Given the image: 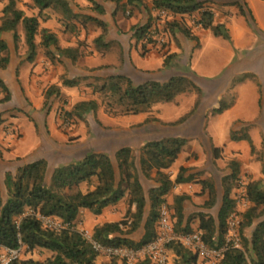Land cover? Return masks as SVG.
Masks as SVG:
<instances>
[{
  "label": "crops",
  "instance_id": "obj_1",
  "mask_svg": "<svg viewBox=\"0 0 264 264\" xmlns=\"http://www.w3.org/2000/svg\"><path fill=\"white\" fill-rule=\"evenodd\" d=\"M69 1L76 13L96 17L107 24V32L104 34L102 27L96 22L84 19L80 22L76 19L74 22L77 28L71 32L67 30L64 24L65 20H62L63 16L58 12V19L51 12L47 15L46 20L39 18V32L44 28L49 29L57 35L61 49H76L78 51L76 61L63 54L55 45L49 48L40 45L41 33L36 37L39 45L37 56L30 61L22 25L18 28L20 39L17 43L13 38V32L2 34L9 45V50L7 53H1L0 57L8 54L10 62L7 67H0V77L10 89L11 100L0 103V114L3 118V122L0 124V182H3L6 172H15L19 167L30 162L42 158L49 162V156L52 154L48 150L49 146L59 151L60 144L68 139L67 134L60 128L59 109L70 111L71 105H76L80 101L98 100L93 89L90 90L84 86V79L77 86H66L63 84L65 77L79 79L92 75L95 79L124 73L136 82L147 79L166 81L176 75L177 68L172 63L165 66V59L169 55H178L180 62L184 61V58H189L191 72L197 73L198 78H201L199 80L207 81L228 72H232L229 76L236 78L238 75L244 74V68L241 65L247 55L245 53L250 51L249 59H253L251 66L257 65L259 62L262 65L264 61V47L260 46L261 38L250 27L236 5L221 2H211L210 4L215 12V22L226 25L231 40L216 36L209 29L193 26V32L199 41L192 40L182 32H178L169 38V43L164 47L147 44L144 47L142 40L138 41L133 36V27L150 22L157 16V9L153 5L154 0H137L135 3H127L128 0H122L120 5L113 0H96L104 9L103 13H99L89 0ZM246 1L255 15L258 28L264 33V14L262 16L258 12V4L264 3V0ZM6 4L7 1L0 0V25ZM18 7L24 10L26 15H39V8L35 6L33 0H18ZM29 8L33 9L29 10ZM220 9L226 13H219ZM47 10L52 9H45L44 12L46 13ZM194 17L185 16V21L192 26ZM176 18L180 19L181 16ZM103 34V40L97 44L95 40ZM209 41H211L214 50V66L199 67L197 61L201 57L199 54L204 51ZM108 43H110L109 47L106 46ZM257 47L259 50L255 51ZM260 68L261 71L256 70L255 67L246 69L256 72L257 78L248 76L243 80L238 79L234 84L221 80L220 82H210L207 87L203 86L205 97L200 106L201 110H193L194 104L192 109L184 112L183 115L168 117L160 113L156 106L159 103H156L149 111L139 114L106 115L109 121L108 125L112 129L108 134L109 147L98 152H106L114 157L118 149L128 146L139 155L141 147L147 141L167 137L187 138V145L166 172L175 181L181 169L186 168L183 177L192 179L175 184L166 195V203L174 212L172 207L175 198L182 195L187 196L183 203V226L187 225L190 216L201 212L210 214L217 219L225 192L223 178L231 173L230 161L238 160L240 162L239 177L247 173L250 181L264 179L263 163L258 160V157L253 156L254 150L251 143L245 139L235 141L231 138L233 132L248 133L256 150L263 146L264 82L262 83L261 78L264 77V70L261 66ZM51 86L58 87L60 94L55 95L59 98L55 99L53 109L47 114L43 108L46 92ZM228 92L232 94L233 100L228 102L229 106L223 112L214 113L213 110L218 106V102L228 97ZM87 93L92 95L89 97ZM1 94L0 92V98L3 97ZM195 100L193 99L191 104ZM206 102H211V105L203 110ZM185 116H188L185 121L175 123ZM101 120H103L102 117ZM216 122L218 123L216 124ZM205 128L210 134L209 145L206 147L204 144L207 142L202 140L206 136L203 133ZM26 131L29 133L27 134ZM219 138L222 139L221 142ZM213 147L221 149L219 158L214 157ZM55 153L57 154V152ZM57 166L51 168L49 164V173ZM202 180L214 182L217 197L215 204L211 207L206 205L210 194L209 190L203 186ZM141 181L148 200L146 207V216H148L151 210L149 190L158 187L159 184L143 174H141ZM236 191L237 188L234 187L233 198H235ZM126 209L127 198L116 205L105 208L99 215L84 209L74 225L80 231L87 230L94 233L97 225L121 220ZM258 221L245 230L246 236L251 237ZM190 226L194 230H199V219H193ZM143 232L140 229L134 234V237L139 238ZM175 257L174 251L170 249L168 264H175ZM109 261L110 259L99 256L97 264ZM197 264H206V262L198 257Z\"/></svg>",
  "mask_w": 264,
  "mask_h": 264
},
{
  "label": "trees",
  "instance_id": "obj_2",
  "mask_svg": "<svg viewBox=\"0 0 264 264\" xmlns=\"http://www.w3.org/2000/svg\"><path fill=\"white\" fill-rule=\"evenodd\" d=\"M2 1H7V4L3 9L0 25V54L9 50V45L2 34L13 32V38L17 43L20 39L18 28L22 25L30 61L37 56L39 45L36 37L39 33L42 36L40 45L47 48L55 45L63 54L76 61L78 57L76 49H61L57 35L49 29L44 28L39 32V18L44 15V10L49 8L63 16L62 20H65L67 30L71 32L77 28L74 22L76 19L94 21L102 27L104 34L107 32V24L103 20L76 13L69 0H33L35 6L39 8L38 16L26 15L25 11L18 7V0ZM89 1L99 13L104 12L96 0ZM113 1L120 5L122 0ZM136 1L128 0L127 3ZM211 2L236 5L240 13L251 23L254 22L255 29L262 33L256 26L255 15L246 0H154L153 5L156 9H166L173 15V19L166 22L169 38L182 32L186 37L199 41L193 32V26H199L211 30L216 36L231 40L226 25L215 22V12L210 5ZM177 16L181 18L178 19ZM185 16H195L192 26L185 21ZM151 23L152 21L134 26L133 36L141 41ZM104 34L95 40L97 44L103 40ZM143 44L145 47L146 43ZM106 46L109 47L110 43ZM172 57L174 55L166 57L165 66H169ZM9 62L8 54L0 57V67H7ZM248 76L250 75L243 74L239 80ZM95 79L101 83L89 85L94 93L99 94L101 102L96 99L78 102L75 106V114L79 117H83L84 113L96 114L101 105L109 115H130L147 112L156 103L171 102L184 92L196 91L199 97L203 95V90L186 75H174L166 81L147 79L136 82L124 73ZM81 81L82 78L65 77L63 84L77 86ZM0 92L4 93L0 103L11 100L10 89L1 77ZM54 94H60L56 86H52L46 92L45 109L48 100ZM200 102L199 98L195 110ZM220 105L213 110L214 113H221L229 106L224 101H221ZM72 116L73 112H65V117ZM187 118L188 116H185L175 123H182ZM2 122L3 118L0 114V124ZM231 138L235 141L248 140L254 150L253 141L248 133L233 132ZM187 143V138L167 137L147 141L141 147L139 155L131 147L124 146L116 151L114 157L106 152L89 151L81 159L58 165L51 173H49V162L44 158L21 166L15 172H6L3 182H0V248L17 249L23 246L27 252L41 249L51 253L44 260L21 257L9 264H97L98 253L93 250L83 233L75 227L74 222L84 209L99 215L105 208L116 205L125 198H127V209L124 217L119 221L97 225L94 229V237L106 244L133 248H139L153 241L157 237L160 207L166 202V195L175 184L192 179L183 177L186 168L181 169L175 181L166 172L178 159ZM213 155L219 158L221 149L213 147ZM229 167L231 173L223 178L225 192L218 218L201 212L190 216L187 225L183 226V203L187 196H177L172 208L175 228L178 231H194L190 222L198 218L199 231L205 242L215 247L223 243L228 217L236 206L232 191L239 179L241 164L238 160H232L229 162ZM141 174L159 184L158 187L149 190L151 210L148 216H146L148 200ZM202 184L209 190L210 197L206 205L211 207L217 197L214 182L202 180ZM247 189L252 205L244 213L241 224L243 248L228 250L219 264H264V189L261 180L250 181ZM39 216L56 217L66 224V227L59 230L46 227ZM257 220L259 221L251 237L246 236L245 230L253 226ZM140 229L144 231L143 234L135 238L134 234ZM170 249L176 256L175 264H197V254L184 245L173 243L169 246ZM103 264L125 263L112 259ZM140 264H149V261L144 260Z\"/></svg>",
  "mask_w": 264,
  "mask_h": 264
},
{
  "label": "built area",
  "instance_id": "obj_3",
  "mask_svg": "<svg viewBox=\"0 0 264 264\" xmlns=\"http://www.w3.org/2000/svg\"><path fill=\"white\" fill-rule=\"evenodd\" d=\"M172 19L173 15L168 10L157 9V16L152 20L142 42L159 47L167 45L169 37L166 31V22ZM61 115L63 126H71L72 120L65 117L64 112ZM237 183L234 198L236 206L228 217L224 241L220 246L215 247L207 244L199 230L191 232L178 231L175 228L173 211L166 202L160 207L157 237L139 248L106 244L96 239L94 234L87 230L81 232L99 256H104L110 260L117 259L125 264H140L144 260H148L149 264H168L169 246L173 243H180L191 249L206 264H219L228 250L243 248L241 224L244 213L252 205L247 189L250 180L247 176H241ZM39 218L46 227L58 230L66 227V224L56 217L39 216ZM23 249V246L17 249L0 248V264H9L11 261L21 258Z\"/></svg>",
  "mask_w": 264,
  "mask_h": 264
},
{
  "label": "rangeland",
  "instance_id": "obj_4",
  "mask_svg": "<svg viewBox=\"0 0 264 264\" xmlns=\"http://www.w3.org/2000/svg\"><path fill=\"white\" fill-rule=\"evenodd\" d=\"M233 5V4H231ZM33 8H29V10H31ZM52 13L56 19H58V13L54 10H47L46 13L44 12V15L41 16V18L43 20L45 17H47V15L49 13ZM219 13L223 14L226 13L225 11H223V9H220L218 11ZM240 12V11H239ZM258 12L259 14L263 16L264 14V3L258 4ZM127 14V13H126ZM129 15V14H128ZM242 15V14H241ZM247 23L250 25V27L255 30V32H257L262 40V44L260 46L264 47V33H260L257 29H255L254 27V22L251 23L246 17H245ZM79 20V19H78ZM81 20V19H80ZM79 20V21H80ZM81 22V21H80ZM256 26L257 22H256ZM211 41H209L208 44H206V47L204 49V51L202 53H200L199 55L201 57H199L198 61V66L200 67H211L214 66V61L213 58V54H214V50L213 47L211 46ZM164 47V46H163ZM262 48V47H261ZM259 50V48L257 47V49L255 48V51ZM251 52V51H250ZM249 52V53H250ZM249 53H245L247 55H245V59H243L244 63L241 65V67L244 68V74H249L250 77H254L257 78V74L256 72L253 71H249L246 69H249L251 67H255L256 70L261 71L260 66L262 67V69L264 70V61L261 63H257V65L251 66V62L253 61V59H249ZM172 65L174 64L175 67L177 68L176 70V75H186L189 78H191L201 89L203 88V86L207 87L210 82H220L222 80L223 81H227V83L232 82V84H234L235 81H237L242 75H235L236 77L233 76H229L232 74L231 73H224L223 75L214 78L213 80H199L201 78H198L197 73L195 72H191V64L189 62V58H184V61L180 62V59L178 57V55H174V57H172L171 60ZM239 67V66H237ZM240 68H239V73H240ZM246 71V72H245ZM235 73V71H234ZM94 76L89 75V76H85L82 79H84L83 84L85 87L89 88L90 90L92 89L91 85L89 84H95V83H101V81L99 82L98 80H95L93 78ZM262 83L264 82V77L261 78ZM264 84V83H263ZM52 87V86H51ZM50 87V88H51ZM203 90V95L201 97H199V93L196 91H188V92H184L182 94H180L175 101L173 102H168V103H159L158 105H156L160 111V113L163 115H167L168 117H177V115H180L186 111H190V109L195 108L196 104L199 100V98L201 99V102L199 103L198 107L196 108L197 110H201V104L203 103V99L205 97V90ZM2 93V92H1ZM4 96V93L1 94V96ZM87 95L90 97L92 94L91 93H87ZM94 95L97 96L98 101L101 102L100 96L98 93H94ZM228 97L225 99H222L221 101H224L226 103L230 102L233 100V96L230 92H228ZM59 98V96L55 97V94L52 95L50 97V99L48 100V105H47V109L43 108L44 112H47V114L53 109L54 107V103H55V99ZM197 98V100H195ZM193 99L195 100V102L193 104H191V102H193ZM221 101L218 102V106L220 107L221 105ZM61 103L63 101H60ZM179 102V103H178ZM211 102H206L204 104V108H202L203 110H205L207 107H210ZM75 106L76 105H71L70 107V111L66 110V109H59V124H60V128L67 134L68 139L67 141L63 142L60 144L59 146V151H56V149H52L49 146L50 153H52L49 156V164L50 167L52 168L53 166L56 165H60L62 163H66V162H71L74 160H78L81 159L85 156V154L89 151H103L104 149H106L107 147H109V140H108V134L110 132L111 127L108 125L109 121L107 116H110L108 113H106L105 108L103 105H101L100 109L98 110V112L96 114L93 113H89L83 114V117H79L77 114H75ZM216 107V108H217ZM64 108V107H61ZM195 110V109H193ZM73 112V116L70 118L72 120V125L69 127H65L63 126V119H62V113L64 112ZM211 112V110H209ZM209 112V114H210ZM264 112V109H263ZM216 113V112H215ZM264 114V113H263ZM101 117L103 118V120H101ZM218 122H216L217 124ZM36 126V125H35ZM206 127V126H205ZM26 133L28 134L29 132L26 131ZM206 134L205 138H202V140L206 141L207 144H204L205 147L206 145H209V137L210 134L208 132V130L205 128L204 132ZM218 134V133H217ZM30 135V134H29ZM219 141L221 142L222 139L219 138ZM57 152V154L55 153ZM253 156H255L256 158L258 157V160L263 163V168H262V172L264 174V143L261 149L256 150L254 148L253 151ZM243 176H247V173H244ZM3 185V183H2ZM238 183L236 182L234 187L237 188ZM261 185L264 189V179L261 180ZM3 190L5 192V187L3 185ZM51 255V253L49 251L46 250H41V249H36L33 252H27L25 249H23V255L22 258H29L32 257L36 260H44L47 257H49Z\"/></svg>",
  "mask_w": 264,
  "mask_h": 264
}]
</instances>
